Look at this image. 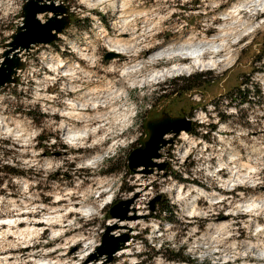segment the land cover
<instances>
[{
    "label": "rangeland",
    "instance_id": "374dc122",
    "mask_svg": "<svg viewBox=\"0 0 264 264\" xmlns=\"http://www.w3.org/2000/svg\"><path fill=\"white\" fill-rule=\"evenodd\" d=\"M123 1V2H122ZM15 7L20 10L11 16V22L4 28L0 29V49L2 44L7 40L9 36H4V32H13L16 26L21 22L20 14L21 8L24 3L21 0H12ZM62 2L69 8V27L61 33V36L57 38L54 43L40 45L28 54H25V60L21 68L20 75L15 84L5 85L0 87V96H5L3 105L5 107V114H10L18 117L24 121V128L27 131L34 129H43L40 134L35 137L34 150L40 152V156L37 158L40 161L51 160L53 162L65 161L68 171H62L57 169L55 173L51 174L46 181H41L30 191H36L40 193L39 201L36 203H43L46 208L43 212L30 213L22 210L20 214H4L0 212V219H17L22 220L18 225L11 226L0 225V248L5 243H15L17 238L21 236L9 235L7 241L4 240V233H17L25 228L34 227L35 229H44L42 233H39V239L46 240L53 236L54 230H61L62 224L65 223L66 218L62 211H53V207L57 197L63 199L59 201L56 209L66 210L68 207L75 209L87 208V203L91 199L82 196L84 200V206L81 207L75 200L71 204L64 199V194L59 189H54L52 185H60L61 188L68 187L72 191H77L74 188L73 181L80 172L73 173L76 170L78 164L84 162L83 157L88 153L84 149H69L68 145L63 144L60 141V135H67L68 128L71 126V121L66 123V127L63 130L57 129L53 131V128L58 125L62 120L67 118L62 117L59 112H53V108H64L62 104L55 103L52 100H47L44 97L56 96L57 94L63 96V93L59 92V84L61 81H55L52 83L45 82L43 86L37 85V80H43L46 75L49 80L56 76L55 72H52L48 68H43L42 72H33L29 74L30 66L40 68L44 57L41 53H47L49 56L58 55L61 61H68L71 66V61L85 67L87 61H83L77 57V53L81 56L82 53L87 52V56L95 58L97 62L105 69L114 68L122 70L128 57L121 56L122 60L114 61L104 60L103 56L108 51L106 46L107 37L113 38H128L131 39V33H124L119 30L120 22L118 17L113 16L110 9L102 11L100 7L87 8L83 4H78L77 0H62ZM121 4L127 3L128 0H119ZM163 0H148L149 7H156L160 5ZM207 0H191V4H180L177 0L175 5H168L164 12L160 15H165L168 10H172L171 19L164 21L163 25L166 28L164 34H158L156 39L170 41L173 38L178 39L180 42L186 41L190 36H195L196 39H208L214 37L220 28H226L228 32L232 34L231 38H236L242 29L240 26L225 25L223 21H209L208 26L205 25V21L208 17L203 15L207 9L204 7V3ZM211 2L219 3L220 9L223 13H234L233 11L239 8V4L242 0H211ZM94 3V2H92ZM234 5V6H231ZM149 7H144L143 10L148 11ZM76 11H73V9ZM236 13V12H235ZM3 12L0 10V15ZM50 15V14H49ZM211 13H209V17ZM43 19V16H41ZM260 19H264L261 16ZM199 21V23H197ZM188 25L187 28L182 25ZM214 24L215 27H212ZM222 25V26H221ZM115 29V30H114ZM142 30V29H141ZM104 33V36L102 35ZM68 37L73 42V48H69L64 40V37ZM180 37H183L180 39ZM106 39V40H105ZM229 40V37L227 38ZM264 41V31L257 30L255 35L240 36L238 45H231L228 43L227 47H230L229 51L233 56L231 65L224 69H210L205 71H194L191 75H177L166 78L160 85L157 86V91L152 94L151 103L152 108L144 112L138 118L137 139L131 143L128 149H116V155L111 156L105 160L104 166L98 170L88 173V180L85 185L90 188H96L97 185H102L110 190L118 189L115 192L114 198L111 203L105 205L100 211V217H94L87 225H85L88 231L83 233L80 230H68L65 229L61 236H56L54 239L49 240L47 244H37L35 246L29 245L27 247H20L16 249H9L7 253L0 252V258L5 255L9 257L8 262L5 264H18L12 257H22L28 264H30L29 254L35 249L52 248L56 245L60 246V250L66 253V259H72L73 264L78 261L79 254L84 251V241L78 239L80 235L85 237L92 236L98 240V246L94 251L89 252L88 256L81 264L92 260L94 264H102L105 254H101L98 250L101 244L102 237L110 227L109 241L114 243L116 239L122 237L125 234L129 235V241L126 243L123 250L126 248H132L134 244L142 243L145 245L147 251L142 254L143 264H150L153 255H159L163 253V259L166 264H196V260L193 254L189 252L190 248L200 244L201 235H216L219 229V225L232 224L239 235L229 236L225 241L227 244H235V249H226V253L231 255L233 251L237 253L245 252L246 246L243 244L246 240L256 242V237L249 235L248 228L244 227L241 223L236 221H247L248 216L246 214L238 213L236 217L232 215L233 207L230 203L225 201L220 202V207L211 204L212 193L215 192L219 196H225L232 201H238V193L245 191L243 185H237L233 189H225L220 187L219 182L211 181V178L205 180L201 172L197 169L202 163V159H197L201 150L205 154L212 152L213 147L204 148V145L219 147V135L228 136L232 135L230 132H225L220 129L221 124H225L228 127H233L235 121L233 117L227 112H221L220 108L224 107L223 102L228 101V107L239 106L243 108L245 105L248 107L243 111L241 119L249 114H253L255 110H264V61H256L255 57L260 51L262 42ZM228 42V41H227ZM145 43L151 48V51L156 50V46L152 40H146ZM153 44V45H152ZM75 48H78L76 50ZM75 49V51H73ZM147 49V48H146ZM145 50V49H144ZM142 52V51H141ZM139 53L137 57L133 58V62L128 65H133L136 61H149L150 68L147 71H154L157 68L169 67L171 62H187V60H180L179 58L172 61L160 60L157 63H153L149 59V55ZM1 53V51H0ZM223 51L219 55H224ZM23 57V55H22ZM57 62V61H56ZM141 66V65H140ZM66 66L60 68L59 71L66 69ZM141 73H145L146 69L140 67ZM221 70V71H219ZM202 74L197 80L198 85L189 90H183L185 85L192 82L195 75ZM101 76H106L108 80L113 79L111 75L100 73ZM32 77H35L33 79ZM255 77V79H253ZM143 78L142 76L140 79ZM137 81V78H135ZM184 79H190L187 82ZM27 80V82H25ZM130 84H133L129 80ZM136 85L129 93V99L131 102H135V95L139 92V84ZM37 89L39 92L37 93ZM148 86L144 85L143 91H147ZM120 91H127L125 89H113L114 93ZM244 93L246 95L244 96ZM194 94H199L202 97L200 103L194 102L191 97ZM37 95L39 98L37 99ZM8 96L15 97V101L8 99ZM72 93L68 94L70 98ZM245 97V98H244ZM145 99H148L147 97ZM242 100V101H240ZM26 101H34V104H28ZM207 104H213L217 109V120L212 119V114L207 111ZM198 110L202 111L204 116L209 120V123L205 124L198 119ZM167 113L171 116L187 117L193 121L194 127L187 132L188 139L180 138V134L174 137L173 141L166 147L161 149L162 157L158 159L159 163H166L165 168L162 171H158L154 168V172L149 174L148 178L144 179V186L140 187L136 182V174L139 173L137 169L130 171L128 168V155L133 148L143 144L148 139L149 132L146 128V123L156 117L162 116ZM232 122V123H230ZM243 128L250 130L249 136L246 138L249 142L260 140L264 137V132L260 129L253 127L248 123H241ZM171 137V136H167ZM94 138V137H93ZM51 140H56V144H51ZM5 146L9 145V141L3 142ZM106 145L110 144V141L105 142ZM19 146H16L18 148ZM2 150V149H0ZM18 152L15 148H8L4 152L5 159H12L11 164L0 165V196H6L8 199H16V191L18 185L13 183V180H19L21 182L30 179L35 176L36 179H40L42 173H33L32 169H24L20 166L19 160L15 159ZM72 159L69 161L68 158ZM24 158H30L29 155H25ZM253 159L245 158L243 153L241 159L237 162L240 166H247L248 171L246 175L252 176L258 180H264V175H260L258 171H255L258 167L257 163H254ZM215 163V160H213ZM143 169V167H138ZM83 171V170H81ZM220 181L227 179V174L221 171L219 174ZM143 179V178H141ZM147 179V180H146ZM147 181V182H146ZM211 181V186L209 182ZM141 182V181H139ZM4 185H7L5 190ZM137 188H143L140 192H137ZM11 193V196L7 194ZM108 193H102L99 199H103ZM161 196L160 200L154 205V209H150V202L153 198ZM192 197L197 199L190 204ZM71 199V198H70ZM130 200L128 205L127 216L131 219H120L131 222L132 219H140V223L133 229H129V232H120L117 223H110L114 219L109 216L110 207L119 200ZM58 200V199H57ZM173 206V215L169 212H164V206L166 204ZM123 209L127 206L123 205ZM132 211V214L129 212ZM70 212V211H69ZM67 212V218H79L80 222H83V218L80 213ZM142 214L137 215L136 213ZM203 213L204 215H201ZM60 216L59 218H53L52 222L46 223L45 219L54 216ZM162 217H159V216ZM136 219V220H137ZM41 221L36 223V221ZM131 220V221H129ZM44 221V222H43ZM59 221V222H58ZM208 224H212V228H207ZM260 224H264V220H260ZM128 225V224H126ZM148 225V227H143ZM152 225L157 227L154 229ZM165 225H171L172 227L166 231ZM196 229V231H193ZM254 231V228L252 229ZM230 232L231 228L225 230ZM119 232V237H113V233ZM155 232V235H153ZM176 233L174 240H165L159 250L154 245L160 243L159 234L163 233L165 236L171 233ZM33 235V234H32ZM78 236L75 243H71L72 237ZM153 236V239L149 241L148 237ZM35 238V237H34ZM131 245L128 247V243ZM121 250V251H123ZM199 251V249H196ZM120 252V251H119ZM173 254L187 256L193 259V262H178L169 259ZM57 253L49 252L48 258L55 259ZM141 258L140 256L128 257L117 256L115 254L112 262L107 264H119L121 259ZM2 259V258H1ZM32 260L39 259V257H31ZM252 264V261L247 257H237L235 261L229 259L227 264ZM204 264H211V261L206 259Z\"/></svg>",
    "mask_w": 264,
    "mask_h": 264
},
{
    "label": "clouds",
    "instance_id": "9594fccd",
    "mask_svg": "<svg viewBox=\"0 0 264 264\" xmlns=\"http://www.w3.org/2000/svg\"><path fill=\"white\" fill-rule=\"evenodd\" d=\"M27 0H21V3H26ZM45 3H51L52 0H44ZM57 4H61L62 0H55ZM177 0H163V2L156 7H149L148 0H128L127 3L121 4L119 0H99L98 3H90L89 0H77L78 4H83L87 8L100 7L102 11L110 9L113 16L118 17L120 22L119 30L124 33H131V41L129 42V48L132 49L131 54L125 53L128 57L126 61L128 64L133 62V58L148 48L145 43L146 40H152L156 46V51L166 49V45L169 41L156 39L158 34H164L166 28L163 25L164 21L171 19L172 10H168L165 15H160L164 12L168 5H175ZM180 4H191V0H178ZM234 6V5H231ZM144 7H149L148 11L137 10ZM204 7L207 9L203 12L208 20L205 21V25L208 26L209 21L221 20L225 25L240 26L242 29L236 38H231V33H225L229 36L228 43L231 45L239 44L240 36L255 35L257 30L264 31V19H260L264 16V0H242L239 4L238 11L236 13H223L218 11L220 4L207 0L204 3ZM0 10L3 14L0 15V29L6 27L11 22V16H14L20 9L15 7L12 0H0ZM73 11H76L74 8ZM209 13L211 16L209 17ZM199 23V21L197 22ZM215 27L214 24H211ZM187 28L188 25H182ZM142 29V30H141ZM4 36H11V32H4ZM183 37H180L182 39ZM189 39H196L195 36H190ZM65 43L69 48H73V42L64 37ZM201 43H206V39H202ZM183 46V45H180ZM4 49H0L3 51ZM75 51V49H73ZM214 52L220 53L222 49L220 47L214 48ZM178 55V54H177ZM44 57L40 68L30 66L29 74L33 72H42L43 68H48L52 72L56 73V76L51 80L45 75L43 80H37V85L43 86L45 82L52 83L55 81H61L59 84V92L63 93V96L57 94L56 96L44 97L47 100H52L55 103L62 104L65 107L53 108V112H59L62 117L67 120H62L58 125L53 128V131L57 129L63 130L66 127V123L71 121V126L68 128L70 135L61 134L60 141L63 144L68 145L69 149H84L88 154L83 157L84 162L76 166V170L73 173L80 172V176H77L73 181V187L77 191H72L68 187L61 188L60 185H52L54 189H59L64 194V199L69 201V204L75 200L81 207L84 206V200L82 196L91 198L87 203L88 211L80 213L83 218V222H80L79 218H67V212L73 211L71 207L66 210L53 209V211H62L66 218V221L61 226L60 231L54 232L53 236L46 240L39 239V233H42L44 229H25V232H31L33 235L28 238H17L15 243H5L0 252L7 253L9 249H16L20 247H27L29 245H43L49 243V240L54 239L56 236H61L65 229L68 230H80L81 233L88 231L85 225H87L94 217L101 216V209L111 203L114 198L115 192L118 189H109L102 185H97L96 188H90L85 185L88 180V173L98 170L104 166L105 160L111 156L116 155V149H128L129 145L137 139L138 118L146 111L152 108L151 97L154 92L157 91V86L163 83L155 73L147 71L150 68L149 61H145L142 67L146 69L145 73H138L135 68L130 71H124L114 68H103L95 58L87 55L81 56L77 53V57L83 61H87L85 67H81L75 62L71 61V68L69 71H58V69L69 64L68 61L56 62L57 58L49 56L47 53H41ZM161 59L167 61L172 59L170 56H162ZM217 64H223V59H218ZM0 64H3V60L0 59ZM201 72L205 71L204 68L199 69ZM111 75L113 79L108 80L106 76H101L100 73ZM132 75L137 76V84L140 86V91L135 95V102H131L129 99V93L135 89L136 85L129 83V77ZM191 75V73H189ZM143 77L141 82L140 77ZM35 79V77H32ZM255 79V77H253ZM27 82V80L25 81ZM144 85L148 86V90L143 91ZM113 89H125L127 91H120L114 93ZM39 90L37 89V93ZM72 93L69 98L68 94ZM148 99H145V98ZM5 96H0V165L11 164L12 159H5L4 152L8 148H15L18 155L15 159L19 160L20 166L24 169H32L33 173H42L40 179H36L35 176L23 182L19 180H13L14 184L19 187L16 191V199H8L6 196H0V212L4 214L19 215L22 210L37 213L43 212L46 205L43 203H36L39 201L40 193L36 191H30L35 189L36 185L42 180L46 181L48 177L55 173L57 169L62 171H68L65 161L53 162L51 160L40 161L37 159L40 156V152L34 150V140L43 129H34L27 131L24 128L25 122L10 114H5V107L3 100ZM8 99L15 101V97L8 96ZM39 95H37V99ZM191 99L200 103L202 97L199 94L192 95ZM28 104H34V101H26ZM224 107L220 108L221 112H227L233 117L235 124L233 127H228L225 124L220 125V129L225 132H230L232 135L223 136L219 135V147L204 145V148L213 147V151L207 154L201 150L197 159H202L200 167L197 169L201 172L203 178L211 181L219 182L220 187L225 189H233L237 185H243L245 191L238 193V201H232L225 196H219L213 192L211 204L220 207V202L225 201L230 203L233 207L232 215L237 216L238 213L246 214L248 220L236 221L241 223L244 227L248 228L249 235L256 237V242L246 240L243 244L246 246V251L243 253L232 252L231 255L226 253V249H235V244H227L225 241L229 236L239 235L236 228L232 224L219 225V229L216 235H201L200 244L195 245L189 249V252L193 254L196 264H204L206 259L211 261V264H227V260L235 259L239 256L241 258L247 257L252 261V264H264V224H260V220H264V180H258L252 176L246 175L247 166L238 165V161L241 159L243 153L245 158L255 159L254 163H257L258 167L255 171H258L260 175H264V137L257 141L249 142L246 138L249 136L250 130L248 128L241 127V123L251 124L253 127L260 129L264 132V110H255L253 114H249L246 117H242L243 111L248 107L245 105L243 108L239 106L228 107V101L223 102ZM208 113L212 114V119L218 123L217 109L213 104H207ZM198 119L203 123H209V120L204 116L203 112L198 110ZM232 123V122H230ZM94 137V138H93ZM187 139V137H184ZM164 139L169 137L164 136ZM4 141H9V145L5 146ZM110 141V144L105 142ZM56 140H51V144H56ZM16 146H19L16 148ZM25 155H29L30 158H24ZM72 158L69 157L70 161ZM215 160V163H213ZM83 170V171H81ZM227 174V179L220 181L219 174L221 171ZM211 181L209 186H211ZM5 190L7 185H4ZM102 193H108L103 198ZM11 196V193L7 194ZM71 198V199H70ZM197 197H192L190 204L194 202ZM75 211H79L76 209ZM201 215H204L201 213ZM18 222V221H17ZM59 222V221H58ZM46 223H51V220H46ZM110 223H116L111 221ZM143 227H148L144 225ZM155 229L157 226L152 225ZM172 226L165 225V230L168 231ZM212 224H208L207 228H212ZM231 228V231H225ZM254 228V231L252 230ZM196 231V229H193ZM9 235H17V233H4V240L7 241ZM113 237H119V232L113 233ZM155 235V232L154 234ZM176 233H171L165 236L163 233L159 234L160 243L155 244L154 247L159 250L164 241L174 240ZM35 237V238H34ZM80 240L84 241V251L79 254L76 264H81L88 256L89 252L95 250L98 246V240L92 236L85 237L80 235ZM149 241L153 239V236L148 237ZM76 240L71 241L75 243ZM196 249H199L197 251ZM115 251V249H113ZM147 249L142 243H137L129 249L127 253L116 252V255L121 257H136L131 259H121L119 264H143L142 256ZM49 252L57 253L55 259L48 258ZM111 253H109L110 255ZM66 253L60 250V246L56 245L52 248H39L35 249L29 254L30 264H73L72 259L64 258ZM109 255H105L102 264H107ZM31 257H39V259L32 260ZM163 253L159 255H153L150 264H166L162 258ZM9 257L4 256V260L7 261ZM18 264H28L22 257H12ZM247 264V261L245 262Z\"/></svg>",
    "mask_w": 264,
    "mask_h": 264
},
{
    "label": "water",
    "instance_id": "95a60500",
    "mask_svg": "<svg viewBox=\"0 0 264 264\" xmlns=\"http://www.w3.org/2000/svg\"><path fill=\"white\" fill-rule=\"evenodd\" d=\"M43 20L40 14H46ZM50 15H49V14ZM20 23L16 26L12 35L2 44L0 59V87L15 84L18 76L17 72L23 66L22 55L28 54L32 49L53 43L57 40L58 34L63 33L69 25V8L62 2L57 4L55 0L45 3L44 0H27L22 5ZM119 54L107 51L103 58L111 60ZM193 121L187 117L171 116L164 113L162 116L153 118L146 123L149 132L148 139L136 148H133L128 155V168L135 171L138 167H143L146 174L154 172V168L161 171L166 163H159L156 159L162 157L161 149L171 143L174 137L181 132H188L192 128ZM164 136H171L164 139ZM161 196L153 198L150 202V209L159 201ZM130 200H119L109 209L111 218L128 219L127 211ZM123 205L127 207L123 209ZM110 227H107L98 250L101 254L109 255L108 261L112 262L117 251L122 250L130 239L128 234L116 239L114 243L109 241ZM115 249V251H113Z\"/></svg>",
    "mask_w": 264,
    "mask_h": 264
},
{
    "label": "bare ground",
    "instance_id": "6f19581e",
    "mask_svg": "<svg viewBox=\"0 0 264 264\" xmlns=\"http://www.w3.org/2000/svg\"><path fill=\"white\" fill-rule=\"evenodd\" d=\"M89 2L90 3H92V2L98 3L99 0H89ZM237 11H238V9L234 10L233 12L235 13ZM41 16H43V19H44L48 15L46 13V14H40L39 15L40 18H41ZM225 33H230V32H228V30L226 28H220L219 32L214 37L206 39V41H207L206 43H201L200 41L202 39H194V40L188 39L186 41L180 42L178 40L179 38L178 39L173 38L172 40L169 41L170 43L165 46L167 49L166 51L164 49H161L159 52H157L156 50H154V52H153V51H151V48L153 46L150 45V47H148L147 49L142 50L141 53L149 55V59L153 63H157L158 61L162 60L161 57L165 56V55L172 57V59L167 60V61H172L173 59H176V58H179L180 60H187V62H175V61L173 62L172 61L171 66L157 68L154 71H152L153 73L156 74V76L160 80H164L166 78L177 76V75H189V73L192 74L194 71L199 70L200 68H204V69L210 68V69H217V70L221 69L222 70L224 68H227L229 65H231V63L233 61V56L231 55V52L229 51L230 47H227L228 46V42H227L228 39L227 38L229 36L225 35ZM102 35L104 36V33H102ZM130 41H131V39L124 38V37H120V38H113L110 36L107 37L106 46H108V51L116 52L119 54L117 57L113 58L114 59L113 62L122 60L121 56H125V53L131 54L132 49L129 48V42ZM180 45H183V46H180ZM217 47H220L222 49V51L220 53H222L223 51H225L226 53L224 55H219L220 53L214 52L213 49L217 48ZM75 49L78 50V48H75ZM82 55H87V52L82 53ZM54 57L57 58V60H56L57 62L61 61L58 55H55ZM125 57H127V56H125ZM218 59H223L224 63L223 64H217L216 61ZM77 64H78V62H77ZM143 64H144L143 61H136L135 63H133V65L125 64V66L122 68V70L130 71L131 69L135 68L138 73H141V70H139V68L142 67ZM66 67L67 68L62 70V71H69L71 68L70 65L69 66L67 65ZM221 70H219V71H221ZM58 71H59V69H58ZM20 72H21V70H20ZM135 78H137V76L132 75L129 77V80L134 84L137 82ZM140 80H141V82H143V78H141ZM70 134H72V133H69L67 131V135H70ZM184 137H187V132H185V131L180 133V138L185 139ZM187 139H188V137H187ZM156 161L158 162V159H156ZM137 171H139V173L136 174V176H135L137 178L136 181H138L136 183L140 187H143L145 184L144 179L148 178L150 175L146 174L143 170L141 171V168H137ZM141 178H143V179H141ZM139 181H141V182H139ZM141 190H144V189L143 188H137V192H140ZM57 199L55 202V204H57V205H54V207H53L54 209L57 208L59 201L63 200V199L59 198V196L57 197ZM72 209H74V210L70 211L69 213L75 212L76 209L75 208H72ZM83 211H88V208L79 209V211H76V212L81 213ZM129 214H132V211H130ZM136 214L140 215L142 213L138 212ZM59 217L60 216L58 215V216L46 218L45 222H46V220H51V222H52L53 218H59ZM112 219H114V218H112ZM128 219H131V218H128ZM136 219H132V221L129 220L131 222H128L126 220H117V219H114L113 221H116L119 229L121 230L120 232L126 233V232H129V229H133L135 226H137L140 223V219H137V220ZM20 222H23V221L22 220L20 221L17 219L12 220L9 218L8 219L7 218L0 219V225H8V226H11L14 224L18 225ZM39 222H41V221L40 220L36 221V223H39ZM126 224H128V225H126ZM25 229H35V228L34 227H31V228L27 227ZM25 229H23L19 232L18 235L21 236L20 239L26 240L28 238V236L32 235L31 232H25L24 231ZM56 231H60V230H54V232H56ZM77 237L78 236L72 237V240H76ZM130 245H131V243L129 242L127 246L129 247ZM128 251H129V248H126L123 251L120 250V252H122V253H127ZM117 256H119V255H117ZM1 258H0V264H5L8 262V260L5 261L3 257H1ZM83 264H94V263H92V260H91V261H88V262L83 263Z\"/></svg>",
    "mask_w": 264,
    "mask_h": 264
},
{
    "label": "trees",
    "instance_id": "16d2710c",
    "mask_svg": "<svg viewBox=\"0 0 264 264\" xmlns=\"http://www.w3.org/2000/svg\"><path fill=\"white\" fill-rule=\"evenodd\" d=\"M256 61H264V41L262 42L261 44V47H260V51L259 53L256 55L255 57ZM204 75L202 74H197L195 75V78L193 77L192 79V82H190V84L188 85H185L184 88H182L183 90H189V89H192L193 87H195L196 85H198L199 83H197V80H199L200 77H203ZM185 81L189 82L191 81L190 79H184ZM246 95V93H244V96ZM245 98V97H244ZM242 101V100H240ZM163 211L166 213V212H169L171 215H173V206H171L170 204H166L164 206V209ZM159 217H162L161 215ZM169 259L173 260V261H178V262H193V259L190 258V257H187V256H182L181 254L178 255V254H173L172 257H170Z\"/></svg>",
    "mask_w": 264,
    "mask_h": 264
},
{
    "label": "built area",
    "instance_id": "2783aa9c",
    "mask_svg": "<svg viewBox=\"0 0 264 264\" xmlns=\"http://www.w3.org/2000/svg\"><path fill=\"white\" fill-rule=\"evenodd\" d=\"M22 60L24 61V60H25V57H23ZM20 70H21V69H19L18 72H17V76H18V77H19V75H20Z\"/></svg>",
    "mask_w": 264,
    "mask_h": 264
},
{
    "label": "flooded vegetation",
    "instance_id": "af4514ba",
    "mask_svg": "<svg viewBox=\"0 0 264 264\" xmlns=\"http://www.w3.org/2000/svg\"><path fill=\"white\" fill-rule=\"evenodd\" d=\"M192 125H193V123H192ZM192 127H194V126H192ZM144 143V142H143ZM142 171V170H141Z\"/></svg>",
    "mask_w": 264,
    "mask_h": 264
}]
</instances>
